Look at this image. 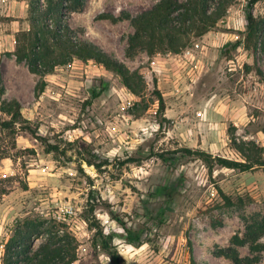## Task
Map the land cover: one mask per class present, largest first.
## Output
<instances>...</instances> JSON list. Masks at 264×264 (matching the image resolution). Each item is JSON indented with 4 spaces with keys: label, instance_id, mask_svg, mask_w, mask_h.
Listing matches in <instances>:
<instances>
[{
    "label": "rangeland",
    "instance_id": "1",
    "mask_svg": "<svg viewBox=\"0 0 264 264\" xmlns=\"http://www.w3.org/2000/svg\"><path fill=\"white\" fill-rule=\"evenodd\" d=\"M156 1L85 0L67 17L81 38L140 74L137 96L92 61L33 72L14 54L15 33L29 26L28 0H0V103L20 105L15 121L0 109V264L26 222L32 252L54 234L57 213L76 245L71 264H114L95 244L94 220L115 234L125 264H235L220 252L228 248L243 264H264V250H251L246 239L249 225L264 222V167L209 169L184 153L240 160L236 145L254 143L264 156V52L226 46L231 58L222 53L243 37L247 0H233L216 26L180 53L129 50L133 27L123 13ZM101 12L112 18H98ZM254 13L264 15V0ZM94 89L101 92L87 103ZM114 213L139 243L126 242ZM255 242L264 243V232ZM19 251L13 255L23 262Z\"/></svg>",
    "mask_w": 264,
    "mask_h": 264
},
{
    "label": "trees",
    "instance_id": "2",
    "mask_svg": "<svg viewBox=\"0 0 264 264\" xmlns=\"http://www.w3.org/2000/svg\"><path fill=\"white\" fill-rule=\"evenodd\" d=\"M233 0H157L149 8L135 14L123 13L133 27V33L128 38L129 50H143L148 56L160 53H180L191 42L193 37H200L216 26L231 5ZM260 0H247L245 5V26L242 39L228 41L222 47V53L231 58L226 46L237 48L242 46L249 52H264V15L254 13L255 4ZM85 0H28L27 28H20L15 33L14 54L18 60H26L30 69L39 74L53 71L56 66L65 65L73 59L83 62L92 61L107 71L118 74L122 84L134 95L139 96L142 88L141 76L138 72H130L126 66L110 55L97 43L81 38L80 34L68 24L67 17L72 12H81ZM112 18L110 14L101 12L98 18ZM1 79V78H0ZM1 83V81H0ZM42 91V86L39 91ZM100 90H92L87 103L100 94ZM0 93L2 86L0 84ZM156 98L163 106V97L154 90ZM2 112L11 114V121L20 115V105L16 100L0 103ZM10 122V121H9ZM237 144L236 149L241 159L233 160L221 156H212L203 150L184 148V153L200 159L209 169L214 165L241 171L254 167H264L262 149L254 143ZM246 149V150H245ZM228 201L229 199L224 196ZM113 219L127 234L126 242L139 243V236L133 235L130 226L117 214H111ZM29 222L25 228L14 233L5 244L4 263L6 264H71L76 259V245L69 240L68 231L59 222L54 234H48L45 242L31 252L33 246L30 236L33 232ZM95 244L110 257L114 264H125L120 253L112 244L113 233H105L101 224L92 223ZM61 230V232H60ZM58 232V233H57ZM264 232V222L249 225L246 228V239L250 241V249L256 252L264 250V243L255 242ZM238 244L241 240L233 239ZM20 249L24 259L14 257V249ZM235 264H243L234 248L220 251Z\"/></svg>",
    "mask_w": 264,
    "mask_h": 264
},
{
    "label": "built area",
    "instance_id": "3",
    "mask_svg": "<svg viewBox=\"0 0 264 264\" xmlns=\"http://www.w3.org/2000/svg\"><path fill=\"white\" fill-rule=\"evenodd\" d=\"M184 52L185 53H189L190 50H185ZM54 217L57 218L58 220H60L61 222H66L67 221L66 217L64 215L63 216L60 215L59 213H57L56 215H54Z\"/></svg>",
    "mask_w": 264,
    "mask_h": 264
}]
</instances>
